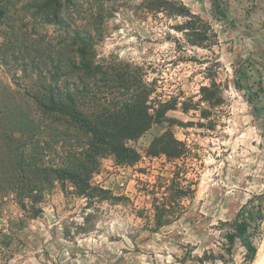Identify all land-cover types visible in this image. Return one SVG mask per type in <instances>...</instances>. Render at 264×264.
<instances>
[{"label": "rangeland", "instance_id": "1", "mask_svg": "<svg viewBox=\"0 0 264 264\" xmlns=\"http://www.w3.org/2000/svg\"><path fill=\"white\" fill-rule=\"evenodd\" d=\"M151 2L0 0V264H247L241 241L225 252L244 206V240L260 249L262 71L230 66L225 15L201 47L197 22ZM43 86L85 117L145 111L148 130L117 145L132 158L42 112L32 97ZM162 136L180 155L152 148Z\"/></svg>", "mask_w": 264, "mask_h": 264}, {"label": "trees", "instance_id": "2", "mask_svg": "<svg viewBox=\"0 0 264 264\" xmlns=\"http://www.w3.org/2000/svg\"><path fill=\"white\" fill-rule=\"evenodd\" d=\"M150 3L151 7H157L156 9H159V4L163 6V9L165 6L170 7V9L177 8L179 16L185 17L190 19V21L186 22V26L190 25L192 21L197 22L202 29V35L197 34L199 45L200 43L208 41V36H206V33L211 34L212 38L216 39V34L213 32L211 26L206 23L202 18L192 15L178 0H175V2L171 0H151ZM217 1V2H216ZM212 8L214 10V15H218L219 17H223L225 15V5H223L221 0H212ZM5 17V9H3L0 5V22ZM217 41V39H216ZM214 45L216 43H213ZM202 47V46H201ZM59 88H54L52 86H43L41 89L38 90L36 94H33L34 103L37 105V107L42 111L46 112V114H54V115H60L65 119L64 122L70 123L73 122V124L76 126L77 129L84 131L87 129L89 132L91 131L93 138L97 139L96 142H91L89 140V146L92 149H95L96 146L101 147V145H106L108 147V151L112 153L116 159H120L121 157L124 160H128L132 158V151L127 149L124 144H121V147L117 146L120 140H128V139H134L135 137L142 134L145 130H148L149 125L151 123V118L149 115L143 111L141 113L138 106L133 105V113L136 114V118L129 121L127 118L123 117L122 120L116 119L111 117L110 115L105 116L106 114L93 113L92 116L85 117L82 111H78L76 108L72 107V101L71 98L68 97V102H65L63 100H60L59 98H55L54 92H57L59 96L62 95V93H59ZM67 91V89H65ZM259 91H261V88H259ZM40 93V94H39ZM69 93V92H68ZM105 116V117H104ZM97 144V145H96ZM96 145V146H95ZM158 153H161L166 156H178L180 155L179 150H176L178 147H182V144L172 138H169L167 136H162L158 139H156L152 145V148L157 147ZM87 159H90V155H86ZM87 167H83L80 165L77 172V177L86 176L87 173ZM86 186V181L83 183ZM88 187V185H87ZM102 193L101 190H98ZM264 202V192L259 197ZM249 204V203H248ZM245 206L240 209V211L237 213L236 218L234 222L232 223L231 227L232 230L230 233L226 234V240L227 245L225 248V252L227 255L230 256L232 247L236 240H240L243 245L245 246V261L247 264H251L253 260L256 258L257 254V246L253 243L249 242L247 243L244 240V235L247 232L248 228L250 227V224L248 223L247 219L245 218L244 213ZM250 219L252 221H256L257 227H258V240H261V227L264 222V206H257L256 213L252 216H250ZM256 254V256H255ZM255 257V258H254ZM210 259L208 257L201 258L200 261ZM221 262H224V257L219 256L218 258Z\"/></svg>", "mask_w": 264, "mask_h": 264}, {"label": "crops", "instance_id": "3", "mask_svg": "<svg viewBox=\"0 0 264 264\" xmlns=\"http://www.w3.org/2000/svg\"><path fill=\"white\" fill-rule=\"evenodd\" d=\"M178 1L192 15L202 18L210 26L221 20L212 12V0ZM228 15L226 12V19H230V66L237 62H246L249 70L262 71L264 81V0H230V16ZM261 89L259 95H256V101H264V88ZM247 103L251 107V101L247 100ZM261 113L263 112L260 115ZM258 115L259 113H254L253 118ZM227 216L230 219V206L227 208ZM243 247L245 248L244 245Z\"/></svg>", "mask_w": 264, "mask_h": 264}, {"label": "bare ground", "instance_id": "4", "mask_svg": "<svg viewBox=\"0 0 264 264\" xmlns=\"http://www.w3.org/2000/svg\"><path fill=\"white\" fill-rule=\"evenodd\" d=\"M264 263V241L258 250V254L253 262V264H263Z\"/></svg>", "mask_w": 264, "mask_h": 264}, {"label": "water", "instance_id": "5", "mask_svg": "<svg viewBox=\"0 0 264 264\" xmlns=\"http://www.w3.org/2000/svg\"><path fill=\"white\" fill-rule=\"evenodd\" d=\"M263 241H264V236H263V239H262V243H263ZM262 243H261V245H262ZM257 252H258V249H257V251H256V254H257ZM256 254H255V256H256ZM255 258V257H254Z\"/></svg>", "mask_w": 264, "mask_h": 264}]
</instances>
